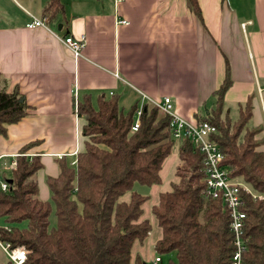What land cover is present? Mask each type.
I'll list each match as a JSON object with an SVG mask.
<instances>
[{
  "label": "trees",
  "instance_id": "16d2710c",
  "mask_svg": "<svg viewBox=\"0 0 264 264\" xmlns=\"http://www.w3.org/2000/svg\"><path fill=\"white\" fill-rule=\"evenodd\" d=\"M193 11L196 0H188ZM61 9L59 0H48L42 12L47 21ZM62 10V9H61ZM231 80L226 75L214 91L215 107L197 121L216 126L213 140L223 153L222 165L232 177L241 178L251 189L264 195V125L249 126L252 105L248 99L231 120L223 113V95ZM17 89H0V132L5 124L27 114ZM137 104L119 108L117 97H98L94 107L88 98L78 103L77 113L85 122L81 133L84 148L75 159H57L58 174L46 179L54 205L55 225L50 227V202L39 197L36 179L42 167L38 155L20 148L8 187L0 188V240L27 250L24 264H146L132 246L142 243L151 225L142 218L148 196L133 190L135 183H160L163 160L175 141L169 130V115L148 102L141 107L136 130ZM226 112V111H225ZM243 134L240 136V134ZM176 182L160 192L151 213L161 229L154 243L155 255L173 253L170 264H230L232 231L221 199L204 193V156L187 139L179 140ZM128 193L127 199L121 197ZM244 264H264V198L253 199L243 192ZM8 226V229L4 227ZM1 251V250H0ZM0 264H12L5 256Z\"/></svg>",
  "mask_w": 264,
  "mask_h": 264
},
{
  "label": "crops",
  "instance_id": "0c3cea01",
  "mask_svg": "<svg viewBox=\"0 0 264 264\" xmlns=\"http://www.w3.org/2000/svg\"><path fill=\"white\" fill-rule=\"evenodd\" d=\"M46 1L0 0V89H17L28 106L0 132V179L31 143L24 154L40 157L39 197L50 199L46 179L58 174L57 159L73 162L84 148V98L96 107L113 95L126 111L168 96L178 116L195 121L215 107L227 67L223 111L250 99L258 113V98L264 113V0H196L197 14L188 0H59L46 28L25 27L44 17ZM66 34L84 37L77 59L60 39Z\"/></svg>",
  "mask_w": 264,
  "mask_h": 264
},
{
  "label": "built area",
  "instance_id": "2783aa9c",
  "mask_svg": "<svg viewBox=\"0 0 264 264\" xmlns=\"http://www.w3.org/2000/svg\"><path fill=\"white\" fill-rule=\"evenodd\" d=\"M116 2L120 0H115ZM120 23H127L126 20H119ZM46 17L32 18L26 22L25 27H47ZM62 43L70 50L74 59L81 55V49L84 46V37H73L69 34L62 36ZM260 100H264V87L258 89ZM155 104L162 112L169 115V130L175 140L187 139L194 148H197L204 156V193L211 198L221 199L226 207L230 218V229L232 231V254L230 264H244L243 253L246 248V239L244 235V220L246 213L243 210L242 193H248L253 199H262L264 195L255 192L241 178L232 177L227 168L222 165L223 153L219 145L213 140L216 133V126L212 123L202 121H188L178 116L174 111L173 102L170 97L164 96L160 101L151 102ZM264 109V106H263ZM141 107L136 112V118L131 126L136 130L139 124V115ZM15 166V165H14ZM8 183L5 179H0V188L5 190ZM8 229L7 225H4ZM0 250L12 262V264H24L27 250L23 246L11 247L7 241L0 240ZM160 255H155L148 260L146 264H159Z\"/></svg>",
  "mask_w": 264,
  "mask_h": 264
},
{
  "label": "rangeland",
  "instance_id": "374dc122",
  "mask_svg": "<svg viewBox=\"0 0 264 264\" xmlns=\"http://www.w3.org/2000/svg\"><path fill=\"white\" fill-rule=\"evenodd\" d=\"M257 108L258 113L254 111V107L252 108V114L250 119L248 120V125L253 124H259L262 120V123L264 124V113L261 109V103L259 99L257 98ZM227 113V116L231 118V120H235L238 116V109L232 108ZM258 118H261V120L257 121ZM243 134L241 133L240 136ZM179 141L175 140L170 153L166 156V158L163 160L161 169H160V183L154 184L151 186L147 185H140L138 183H135L133 186V190L145 194L148 196V199L143 203L142 209V218L148 219L151 225V230L149 232L148 237L142 242L139 243L138 241H135L132 246V260L136 255H139L145 262L153 258L155 256V251L153 248L154 243L161 237V229L156 223L155 218L153 217L151 213V206L156 204L158 201V195L160 192H164L167 190H170L171 183L176 182L178 180V177L175 174V167L178 163V155H177V149H178ZM122 199L128 198V193L124 194ZM47 201L50 202L51 205V211L49 214V225L50 227L55 225V213H54V205L51 199H48ZM0 224H2V219H0ZM5 258V254H3L2 251H0V262L3 261ZM163 264H170V261L174 259L173 253H168L162 256Z\"/></svg>",
  "mask_w": 264,
  "mask_h": 264
},
{
  "label": "water",
  "instance_id": "95a60500",
  "mask_svg": "<svg viewBox=\"0 0 264 264\" xmlns=\"http://www.w3.org/2000/svg\"><path fill=\"white\" fill-rule=\"evenodd\" d=\"M58 28H60V25H58ZM19 100L22 101L23 100V97H21ZM8 182L10 183L11 182V179H8Z\"/></svg>",
  "mask_w": 264,
  "mask_h": 264
}]
</instances>
